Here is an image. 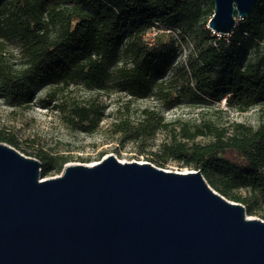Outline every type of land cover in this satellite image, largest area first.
I'll list each match as a JSON object with an SVG mask.
<instances>
[{
  "label": "trees",
  "instance_id": "1",
  "mask_svg": "<svg viewBox=\"0 0 264 264\" xmlns=\"http://www.w3.org/2000/svg\"><path fill=\"white\" fill-rule=\"evenodd\" d=\"M213 10L212 0H0V43H16L21 56L16 66L0 53V99L12 108H26L38 88L48 87V108L58 93L82 86L114 89L132 99L155 97L165 109L173 108L174 99L165 91L172 88L173 79L167 83L157 79L176 56L174 41L167 53H161L154 45L148 47L144 36L153 24L176 23L179 16L191 22L204 16L208 22ZM202 36L188 56V71L176 68L187 79V90L192 89L191 82L197 93L212 102L226 97L228 107L239 113L259 105L264 94V0H258L250 15L238 23L229 43L210 37L208 30ZM53 108L64 114L71 129L87 134L95 132L105 118L94 105L73 102L68 106L63 101ZM112 132L122 141L140 144L160 132L168 133L169 140L160 145L162 159L155 161L157 167L173 160L200 171L213 190L242 204L248 216L261 215L264 125L192 126L167 122L159 112L145 109L136 123L129 116L119 118ZM197 138L208 141L198 143ZM0 142L17 147L1 133ZM36 156L42 176L62 172L69 162L65 156Z\"/></svg>",
  "mask_w": 264,
  "mask_h": 264
},
{
  "label": "water",
  "instance_id": "2",
  "mask_svg": "<svg viewBox=\"0 0 264 264\" xmlns=\"http://www.w3.org/2000/svg\"><path fill=\"white\" fill-rule=\"evenodd\" d=\"M212 2L207 27L229 36L258 0ZM40 172L0 142V264H264V222L200 171L109 155L55 178Z\"/></svg>",
  "mask_w": 264,
  "mask_h": 264
},
{
  "label": "rangeland",
  "instance_id": "3",
  "mask_svg": "<svg viewBox=\"0 0 264 264\" xmlns=\"http://www.w3.org/2000/svg\"><path fill=\"white\" fill-rule=\"evenodd\" d=\"M206 5V3L202 4V8L205 9ZM239 22L238 20L236 27ZM207 24L208 22L204 21V16H200L195 22H191L184 16H179L176 23L166 25L156 23L148 30L149 36L146 37V45L158 47L161 53H167L171 47L169 46L171 40L174 41L176 56L169 70L165 72L162 78L157 79V82L164 81V83L173 79L170 84L172 88L165 90L174 99L173 108L165 109L163 102L156 100L155 97L132 99L114 89L101 91L93 88L88 90L82 86H70L58 93L56 101L50 102L46 108L45 103L49 99L46 95L49 93V88H38L32 103L26 108H12L0 99V133L9 139H13L17 147L5 144L23 156L38 161L36 155L45 153L68 157L69 162L65 165L84 164L91 166L112 155L122 163H151L156 166L155 161L160 162L162 159L159 151L160 145L169 140V134L160 132L156 134L154 139L144 141L142 144L122 141L121 136L112 132L113 123L124 116H129L130 120L136 123L141 119V112L148 109L159 112L167 122L188 123L192 126L207 122L220 128L228 127L234 122L254 128L264 125V94L259 105L247 112L239 113L228 107L226 97L221 98L220 102H212L208 97L197 93L191 82L189 84L192 89L187 90V79L182 78V73L177 72L176 68L184 67L188 71L186 65L188 56L195 45L204 38L202 33L208 30L210 37H216V40L227 43L232 36L231 34L220 38L221 36L213 34L208 29ZM209 43H213V41H207V44ZM0 53L8 63L19 65L21 56L16 43L1 42ZM178 91H183V94L178 93ZM63 101L68 106L72 105L73 102L82 105H94L102 109L105 118L92 134L73 130L66 124L64 114L53 108L55 103L60 104ZM207 141V138L196 139L198 143ZM161 169L178 173L194 171L192 168L181 167L179 163L173 160L167 161ZM60 174L61 172H50L42 176L40 172V179L55 178ZM261 215L264 216V208L261 210ZM261 215H247V218L259 219L264 222Z\"/></svg>",
  "mask_w": 264,
  "mask_h": 264
},
{
  "label": "built area",
  "instance_id": "4",
  "mask_svg": "<svg viewBox=\"0 0 264 264\" xmlns=\"http://www.w3.org/2000/svg\"><path fill=\"white\" fill-rule=\"evenodd\" d=\"M216 35V34H215ZM149 36V32H147L146 34H145V36H144V40L146 41V37H148Z\"/></svg>",
  "mask_w": 264,
  "mask_h": 264
}]
</instances>
